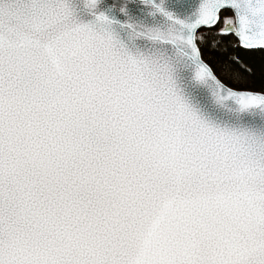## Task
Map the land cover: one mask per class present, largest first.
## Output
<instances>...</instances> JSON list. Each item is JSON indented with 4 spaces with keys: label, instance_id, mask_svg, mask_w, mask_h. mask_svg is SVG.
<instances>
[{
    "label": "snow or ice",
    "instance_id": "snow-or-ice-1",
    "mask_svg": "<svg viewBox=\"0 0 264 264\" xmlns=\"http://www.w3.org/2000/svg\"><path fill=\"white\" fill-rule=\"evenodd\" d=\"M0 264H264V0H0Z\"/></svg>",
    "mask_w": 264,
    "mask_h": 264
}]
</instances>
